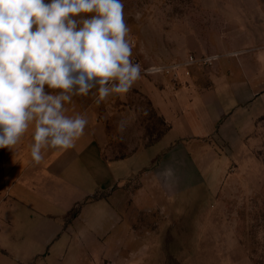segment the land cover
<instances>
[{
	"label": "crops",
	"instance_id": "0c3cea01",
	"mask_svg": "<svg viewBox=\"0 0 264 264\" xmlns=\"http://www.w3.org/2000/svg\"><path fill=\"white\" fill-rule=\"evenodd\" d=\"M198 9L186 40L198 56L220 55L211 67L181 71L177 81L141 74L129 93L99 106L75 97L66 115L86 116L83 135L71 148L42 149L39 164L34 122L3 148L0 264H255L228 202L264 198V163L255 155L264 9L258 0L201 1ZM145 102L166 126L151 144ZM121 119L129 120L123 133Z\"/></svg>",
	"mask_w": 264,
	"mask_h": 264
},
{
	"label": "clouds",
	"instance_id": "9594fccd",
	"mask_svg": "<svg viewBox=\"0 0 264 264\" xmlns=\"http://www.w3.org/2000/svg\"><path fill=\"white\" fill-rule=\"evenodd\" d=\"M124 9V0H0V148L12 149L34 122L39 164L42 149L71 148L83 135L86 116L66 115L75 97L99 106L129 93L142 72L163 70L135 61Z\"/></svg>",
	"mask_w": 264,
	"mask_h": 264
},
{
	"label": "rangeland",
	"instance_id": "374dc122",
	"mask_svg": "<svg viewBox=\"0 0 264 264\" xmlns=\"http://www.w3.org/2000/svg\"><path fill=\"white\" fill-rule=\"evenodd\" d=\"M201 1L217 0H124L125 16L131 28L128 39L133 48L135 61L140 63L143 69H148L153 65L160 67L173 64L182 65L191 56L197 59L214 56H198L190 49L193 42L186 40V31L197 28L192 25V20L202 17L201 10L198 9ZM258 1L264 9V0ZM137 13L140 14L139 19L135 18ZM217 56L219 59L220 55ZM211 65L204 67L195 64L186 69L180 68L176 71L177 76L172 72L167 73L165 68L162 72L154 75L144 72L142 74L147 76L170 75L177 81L181 71L189 76L190 74L187 75L186 71L190 73V70L195 67L207 69ZM143 106L145 107L144 119L148 144H151L157 139L158 134L166 129V126L146 102ZM256 136L259 138V143L255 155L264 163V119L260 120ZM216 144L224 150V144L219 141H216ZM2 150L3 148H0V156ZM241 176H245V173H242ZM231 188V193L239 196L240 187L233 186ZM228 205L239 215L237 229L239 240L255 264H264V198L253 197L251 201L240 204L230 201Z\"/></svg>",
	"mask_w": 264,
	"mask_h": 264
},
{
	"label": "built area",
	"instance_id": "2783aa9c",
	"mask_svg": "<svg viewBox=\"0 0 264 264\" xmlns=\"http://www.w3.org/2000/svg\"><path fill=\"white\" fill-rule=\"evenodd\" d=\"M217 59H218L217 55L209 56V57L201 58V59H197V58H194L191 56L182 65H174L173 64V65L161 67V68L163 70L165 68V69H167L166 70L167 73L172 72L175 76H177L176 71L179 70L180 68L186 69V68L191 67L192 65H195V64H199V65H203L204 67H207V66H210L211 64H213V61H216ZM144 73H146V72H144ZM186 74L189 75L190 73L188 71H186ZM107 264H111V263H107Z\"/></svg>",
	"mask_w": 264,
	"mask_h": 264
},
{
	"label": "trees",
	"instance_id": "16d2710c",
	"mask_svg": "<svg viewBox=\"0 0 264 264\" xmlns=\"http://www.w3.org/2000/svg\"><path fill=\"white\" fill-rule=\"evenodd\" d=\"M162 123L164 124L163 121H162ZM164 125H165V124H164ZM165 130H166V129H165ZM165 130H164L163 132H160V133H159V136H160V135H163L164 132H165ZM157 139H158V136H157ZM96 198H97V196L95 195V196L91 197L89 200H90V201H93V200H95ZM81 206H82V205H79V206L75 207V208L72 209V211L68 214V216H67V218H66V225L70 224L74 219L77 218V216H78L79 213H80Z\"/></svg>",
	"mask_w": 264,
	"mask_h": 264
}]
</instances>
